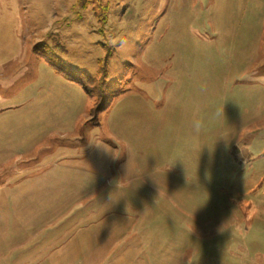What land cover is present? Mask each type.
I'll return each instance as SVG.
<instances>
[{
	"label": "rangeland",
	"instance_id": "1",
	"mask_svg": "<svg viewBox=\"0 0 264 264\" xmlns=\"http://www.w3.org/2000/svg\"><path fill=\"white\" fill-rule=\"evenodd\" d=\"M0 264H264V0H0Z\"/></svg>",
	"mask_w": 264,
	"mask_h": 264
},
{
	"label": "trees",
	"instance_id": "2",
	"mask_svg": "<svg viewBox=\"0 0 264 264\" xmlns=\"http://www.w3.org/2000/svg\"><path fill=\"white\" fill-rule=\"evenodd\" d=\"M36 50H39L38 48ZM44 58L53 66L57 68V72L63 74V76L71 81L79 84L83 90L91 97H97L98 98V106L96 107V111L100 113L101 111L107 110L111 105L113 100L118 97L123 92L120 90V88H116L113 86V84L107 83V69L101 68L100 72V79H93L88 74H86L84 71H73L69 69L68 67L62 65V64H55V60L51 57L44 56ZM58 65V66H57ZM96 84H100L101 87H99L101 90H99L96 87ZM96 89L97 93L94 92L92 89ZM115 89V90H114ZM107 93V97L103 95L104 93Z\"/></svg>",
	"mask_w": 264,
	"mask_h": 264
}]
</instances>
